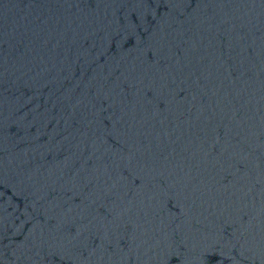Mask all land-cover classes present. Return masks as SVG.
Instances as JSON below:
<instances>
[{
    "label": "water",
    "instance_id": "obj_1",
    "mask_svg": "<svg viewBox=\"0 0 264 264\" xmlns=\"http://www.w3.org/2000/svg\"><path fill=\"white\" fill-rule=\"evenodd\" d=\"M0 264H264V0H0Z\"/></svg>",
    "mask_w": 264,
    "mask_h": 264
}]
</instances>
